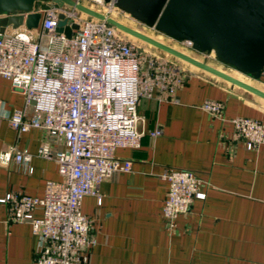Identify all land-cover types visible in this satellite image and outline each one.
Segmentation results:
<instances>
[{"label":"built area","instance_id":"obj_1","mask_svg":"<svg viewBox=\"0 0 264 264\" xmlns=\"http://www.w3.org/2000/svg\"><path fill=\"white\" fill-rule=\"evenodd\" d=\"M79 1L108 16L109 11H120L115 0ZM36 11L43 15L38 28L23 25L0 33V77L9 79L24 96V105L8 119L10 126L18 133L43 131L45 138L36 155L55 160L62 179L48 181L42 197L11 192L0 201L10 205L9 221L32 224L38 236L35 264H89L98 241L92 219L82 210L84 198L92 195L101 200L104 180L132 171V161L117 158L116 150L141 147L146 134L139 126L141 101L178 102L189 71L182 61L140 45L75 7L51 3ZM60 14L79 26L71 37L56 30ZM178 43L193 49L190 41ZM205 56L211 60L214 54ZM201 108L225 118V103L220 100L206 99ZM231 121L234 137L247 149L264 146L262 121L242 116ZM163 134L160 126L148 132L151 137ZM59 140L62 150L54 147ZM34 156L13 147L0 154V163L15 161L31 174ZM161 177L169 183L165 224L174 230L176 219L190 213L196 199L206 198L207 183L186 168H168ZM38 209L40 217L35 214Z\"/></svg>","mask_w":264,"mask_h":264},{"label":"crops","instance_id":"obj_2","mask_svg":"<svg viewBox=\"0 0 264 264\" xmlns=\"http://www.w3.org/2000/svg\"><path fill=\"white\" fill-rule=\"evenodd\" d=\"M186 66L178 102L141 101L139 126L146 133L141 147L116 150L117 158L132 161V171L104 180L101 200L92 195L83 200L98 241L89 264H264V146L247 149L234 137L231 121L242 116L264 123V99ZM249 82L264 89L262 79ZM206 99L225 103L224 120L201 108ZM0 101V154L16 147L35 155L31 174L15 161L0 163V200L11 192L42 197L48 181L62 179L58 164L36 155L43 131L18 133L10 126L24 96L3 77ZM158 126L162 136L148 135ZM54 147L62 150L64 144L59 140ZM168 168L193 170L207 183L206 198L196 199L174 230L163 215L169 183L161 175ZM9 208L0 201V264H35L38 236L31 223L9 221ZM35 214L42 216V210Z\"/></svg>","mask_w":264,"mask_h":264},{"label":"water","instance_id":"obj_3","mask_svg":"<svg viewBox=\"0 0 264 264\" xmlns=\"http://www.w3.org/2000/svg\"><path fill=\"white\" fill-rule=\"evenodd\" d=\"M39 3L75 7L136 40L264 99V89L213 64L235 69L253 80L260 79L264 69V0H115L120 10L139 23L176 42L190 41L193 49L188 52L79 0H0V33L23 25L38 28L43 18L36 11ZM78 28L64 14L59 15L57 32L71 37ZM204 54L214 56L209 60Z\"/></svg>","mask_w":264,"mask_h":264},{"label":"rangeland","instance_id":"obj_4","mask_svg":"<svg viewBox=\"0 0 264 264\" xmlns=\"http://www.w3.org/2000/svg\"><path fill=\"white\" fill-rule=\"evenodd\" d=\"M48 4L50 5L51 3H42V5H44V7H46ZM95 7H97V5H95ZM100 9H102V11L106 12V9L101 8V7H100ZM109 13H110V16H112V17H114V18H116V19H118V20H120V21H122V22H124V23H126V24H128V25H130L132 27H134V28L139 29V30L151 35L152 37H155V38H157V39H159V40H161L163 42H166V43H168V44H170V45H172V46H174V47H176L178 49H181V50H184V51H187V52L190 51L184 45H181L180 43L176 42L175 40L171 39L170 37L166 36L165 34L157 31L156 29H153L151 27H148V26H145V25L139 23L138 21L134 20L129 14H127L125 12H122L121 10L120 11L119 10H112V11H109ZM136 41L140 45H142L144 47H147L148 49L150 48L152 51L160 52L158 49H156V48H154L152 46H149V45H147V44H145V43H143V42H141L139 40H136ZM166 55H168V54H166ZM168 56H170V55H168ZM170 57H172V56H170ZM172 58H174V57H172ZM219 67L220 68L223 67L222 69L230 72L231 74L236 75L237 77H240L242 79L246 78L245 80L249 81V78H247L246 75L236 71L235 69L226 67V66H224L222 64H219Z\"/></svg>","mask_w":264,"mask_h":264},{"label":"trees","instance_id":"obj_5","mask_svg":"<svg viewBox=\"0 0 264 264\" xmlns=\"http://www.w3.org/2000/svg\"><path fill=\"white\" fill-rule=\"evenodd\" d=\"M39 5H40V3H39Z\"/></svg>","mask_w":264,"mask_h":264}]
</instances>
